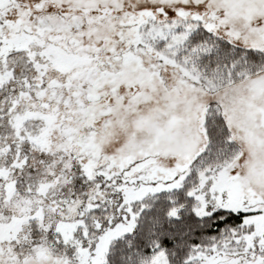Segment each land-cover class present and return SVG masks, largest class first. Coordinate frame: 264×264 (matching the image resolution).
Segmentation results:
<instances>
[{
  "label": "snow or ice",
  "instance_id": "1",
  "mask_svg": "<svg viewBox=\"0 0 264 264\" xmlns=\"http://www.w3.org/2000/svg\"><path fill=\"white\" fill-rule=\"evenodd\" d=\"M0 264H264V0H0Z\"/></svg>",
  "mask_w": 264,
  "mask_h": 264
}]
</instances>
